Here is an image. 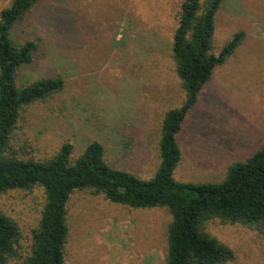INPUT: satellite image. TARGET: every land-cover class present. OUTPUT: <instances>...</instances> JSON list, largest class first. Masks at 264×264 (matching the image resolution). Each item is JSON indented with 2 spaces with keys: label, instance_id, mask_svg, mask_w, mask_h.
I'll return each instance as SVG.
<instances>
[{
  "label": "rangeland",
  "instance_id": "374dc122",
  "mask_svg": "<svg viewBox=\"0 0 264 264\" xmlns=\"http://www.w3.org/2000/svg\"><path fill=\"white\" fill-rule=\"evenodd\" d=\"M10 2L0 0V11ZM181 2L42 0L13 31L17 42L39 40L16 83L59 75L65 85L20 111L5 154L45 161L70 143L75 160L98 141L108 164L152 177L164 113L185 98L171 50ZM214 23V54L235 32L244 39L214 68L177 135L178 181H221L232 163L264 146V0H222ZM44 203L41 186L0 195L20 231L8 264H24ZM170 221L166 208H131L77 190L67 204L64 263L167 264ZM205 230L233 250L224 264H264V231L219 219Z\"/></svg>",
  "mask_w": 264,
  "mask_h": 264
},
{
  "label": "trees",
  "instance_id": "16d2710c",
  "mask_svg": "<svg viewBox=\"0 0 264 264\" xmlns=\"http://www.w3.org/2000/svg\"><path fill=\"white\" fill-rule=\"evenodd\" d=\"M41 1L11 0L0 11V195L34 186H41L45 195L24 264H65L67 204L77 190H91L131 208H166L171 215L167 264L231 261L233 250L209 234L205 224L219 219L264 231V146L246 160L232 163L218 182H183L173 176L181 158L177 135L188 113L214 68L232 55L244 39V31H237L218 54L212 52L215 14L222 0H182L180 4L171 50L185 98L164 113L158 143L160 160L148 179L108 164L104 147L98 141L89 142L75 160L70 158V143H64L45 161L5 154L20 111L34 102L47 100L65 85L59 75L23 85L16 83L18 71L32 63L39 40L17 42L13 31ZM19 238L16 221L0 209V264H8L17 255Z\"/></svg>",
  "mask_w": 264,
  "mask_h": 264
}]
</instances>
